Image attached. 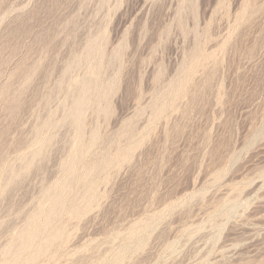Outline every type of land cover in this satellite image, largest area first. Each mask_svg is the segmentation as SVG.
<instances>
[{"label":"rangeland","instance_id":"obj_1","mask_svg":"<svg viewBox=\"0 0 264 264\" xmlns=\"http://www.w3.org/2000/svg\"><path fill=\"white\" fill-rule=\"evenodd\" d=\"M0 264H264V0H0Z\"/></svg>","mask_w":264,"mask_h":264},{"label":"bare ground","instance_id":"obj_2","mask_svg":"<svg viewBox=\"0 0 264 264\" xmlns=\"http://www.w3.org/2000/svg\"><path fill=\"white\" fill-rule=\"evenodd\" d=\"M224 197H225V196H224ZM224 197H223V198H224ZM225 206H226V205H225ZM227 206H228V205H227Z\"/></svg>","mask_w":264,"mask_h":264}]
</instances>
